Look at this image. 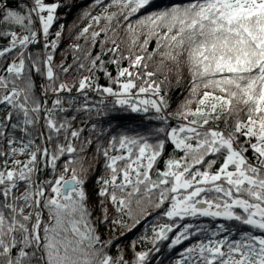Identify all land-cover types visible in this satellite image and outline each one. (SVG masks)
<instances>
[{
    "label": "snow or ice",
    "instance_id": "6c2138e0",
    "mask_svg": "<svg viewBox=\"0 0 264 264\" xmlns=\"http://www.w3.org/2000/svg\"><path fill=\"white\" fill-rule=\"evenodd\" d=\"M151 3L110 0L105 12L91 19L97 24L106 20L101 32L115 33L113 21L119 24L121 16L127 21ZM62 6L58 0H16L10 7L9 0H0V39L7 40L0 45V264H151L176 229L169 250L193 238L196 242L174 264H264V0H179L129 23L131 45L139 41L137 29H147L140 51L147 52L155 39L152 53L130 51L112 59L116 78L104 69L99 54L83 57L90 60L87 71H105L118 91L99 86L92 76L70 84L56 74L53 53L64 26L56 39L49 42L48 37ZM112 7L118 11L109 13ZM101 32L91 33L93 42ZM41 35L43 58L29 51ZM111 44L108 52L116 56L120 45L116 39ZM157 55L161 59L149 71L146 61ZM121 59L129 61L127 67H119ZM168 64L176 68L177 85L183 68L189 75L188 96L174 113L168 112ZM60 67L68 73L71 65ZM34 73L46 79L39 94ZM158 74L163 79H155ZM74 90L83 97L79 106L70 95ZM89 91L115 97L113 107H100L103 100L92 103ZM93 112L98 122L84 136L85 128L76 122L82 121L80 113L92 119ZM121 113L143 114L164 126L145 134L110 135L106 146L92 139L106 131L99 123L111 125ZM170 117L179 123L172 126ZM166 143L179 155L170 156L154 179ZM94 144L107 174L97 180L98 195L119 218H109L105 200L101 217L93 218L89 208L85 186L92 165L86 167L85 161ZM148 207L164 209L162 215L171 221L141 238L152 247L135 251L133 242L132 260L119 246L116 255L110 254L113 241L102 239L98 225L127 227V216L131 231L150 215ZM186 218L214 223L211 228L177 223Z\"/></svg>",
    "mask_w": 264,
    "mask_h": 264
},
{
    "label": "trees",
    "instance_id": "16d2710c",
    "mask_svg": "<svg viewBox=\"0 0 264 264\" xmlns=\"http://www.w3.org/2000/svg\"><path fill=\"white\" fill-rule=\"evenodd\" d=\"M47 3L57 2V0H46ZM63 6L57 10L58 20L54 23L52 29H50V35L48 37V41L50 42L53 39H56L55 33L56 31H60V25H63L62 34L58 40V46L53 53L54 55V65L55 72L59 76L60 80L66 81L68 83H76L83 76H92L95 80V83L101 87L111 86L114 91L119 90L118 84L110 83L108 76L105 74V71L97 70L94 73H90L87 71V68L90 67V60H85L83 57L86 52H91V56L94 58L96 55H100L101 59L105 62L104 69H106L107 73H110L113 78H116L118 74V66L116 64L111 63L112 59L119 58L121 56H128L130 54H143L147 56L148 53H152L153 50L157 47L156 40L152 39L147 47V52L141 53L140 51V43L145 38V34L147 29H137V32L140 33L139 41L135 47L131 45V37L129 32L127 31V25L132 23L136 24V21L145 15L157 11L162 10L165 7L170 6L175 2H179V0H152V3L146 6L144 9H141L140 12L131 16L129 20L125 21L121 16L119 18V24L116 21L112 22L111 28L115 29V33L111 30L105 34L101 32V29H105L108 26V22L106 20H101L99 24L95 23L91 16H99L105 12V6L110 3V0H103V4H96L95 0H58ZM9 6L15 7L16 0H9ZM107 11L116 12L118 9L115 7L108 8ZM90 13V16L88 15ZM89 28L88 33L83 36L80 35L82 30L85 27ZM36 27H39L37 22ZM18 33L22 30L20 28H14ZM92 32H101V35L96 38L95 42L91 39ZM116 39L120 45L119 52L114 56L111 52H108V49L112 48L111 40ZM7 43L6 39H0V44ZM44 37L41 35L39 37V43L30 46L29 51L34 55H40L43 58V54L45 53L44 49ZM76 45H79V50L76 49ZM50 50V49H49ZM106 53V54H105ZM160 56H154L151 61H146L149 64V71L155 70L156 65L160 61ZM11 57H9V61H5L4 63L10 62ZM84 63L85 69H80L79 64ZM129 61L126 59L120 60L119 67H127ZM60 65L64 67H68L71 65L68 73H64ZM168 68H171L172 71L168 74V82H166V91H167V99H168V112L174 113L178 110L179 106L184 102L185 98L188 96L189 90V75L186 68H183V78L179 85H177V77H176V68L174 65L168 64ZM97 68H99V62H97ZM131 70V69H130ZM143 69H141V72ZM126 78H121L123 81ZM158 81L163 79V74H158L155 77ZM33 80L36 85V90L39 94V88L46 83V79L43 75L39 73L33 74ZM139 83V81H137ZM135 91V90H134ZM51 95V94H49ZM62 96L69 95L68 93H61ZM71 96L76 98V105L79 106L83 103V97L81 94L77 93L75 90L70 94ZM88 96L92 103H97L100 100L104 101V105H100V107H105L107 109H111L115 102V97L108 96L107 94H103L96 91H89ZM143 98V97H142ZM51 104V99H49V106ZM194 107V105H193ZM82 117V121L78 120L76 122V127H84L85 132L84 136H89L92 132L91 124L97 123L98 119L95 116V112L92 113V119H88L87 113H80ZM179 121L175 118L170 117V124L175 126ZM164 126L162 122L151 120L149 121L143 114H132V113H121L120 119L113 121L111 125H108L106 122H101L98 125V128H103L106 131L102 137L92 136L94 141L99 142V144L106 146L107 141L110 138V135H136L145 134L147 130L154 129L156 127ZM220 127L223 128V123L220 124ZM163 139V135L160 136ZM156 137H152V142H155ZM243 139V138H241ZM174 155H179V153L174 152L173 146L171 143H166L165 148L163 150L162 156L158 159L157 164L154 166L152 175L153 178H156V171H163L165 167V161ZM249 155L251 153L249 152ZM95 157V159H93ZM89 164L92 165L88 183L86 184V191L89 196V208L92 212L93 218H99L102 215V209L100 207L101 200H105L106 206L109 210V218H119L116 216L115 210L113 206L106 201L105 198H102L98 195L99 189L101 187L100 184L97 183V180L100 177L107 178V174L104 168V158L102 155H98L95 152V144L89 148L88 150V158L85 161V166L88 167ZM218 166V165H217ZM49 175L50 174H47ZM167 207V205L165 206ZM147 211L150 215L141 219V223L136 227L132 228L131 231L127 230V227L132 225V220H130L127 216L123 217L125 226H118L111 223H102L98 225V231L102 237V239H110L113 241V246L110 250V254L116 255L118 252L117 246L119 249H122L125 258L128 260H132L134 256V251L132 248L133 242H135L136 247L135 251H145L152 247L150 243L142 241V237L147 235H152V228L159 224L163 223H171L166 217L162 215L164 209H153L151 207L147 208ZM197 223L203 226L211 228L213 226V221L211 218H200L199 220H194L192 218H186L185 221H177V223ZM223 221H216V223ZM227 223V222H225ZM179 229L174 230L173 233H169V241H164L160 247L161 252L154 254L151 258V264H174V261L179 259V253L191 243L196 242V239L193 238L189 241H184L181 245H177L174 249L169 250L167 247L170 240L175 236L176 232Z\"/></svg>",
    "mask_w": 264,
    "mask_h": 264
},
{
    "label": "bare ground",
    "instance_id": "6f19581e",
    "mask_svg": "<svg viewBox=\"0 0 264 264\" xmlns=\"http://www.w3.org/2000/svg\"><path fill=\"white\" fill-rule=\"evenodd\" d=\"M0 45H3V44H0Z\"/></svg>",
    "mask_w": 264,
    "mask_h": 264
}]
</instances>
